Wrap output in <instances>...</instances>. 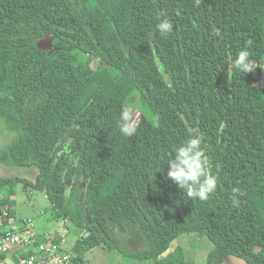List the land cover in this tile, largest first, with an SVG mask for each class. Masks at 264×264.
I'll return each mask as SVG.
<instances>
[{
  "label": "trees",
  "instance_id": "obj_1",
  "mask_svg": "<svg viewBox=\"0 0 264 264\" xmlns=\"http://www.w3.org/2000/svg\"><path fill=\"white\" fill-rule=\"evenodd\" d=\"M160 14L173 22L167 35ZM48 34L49 45L35 43ZM244 47L254 68L230 72ZM263 65L264 0H0V122L15 133L0 160L37 169L34 180L0 176L4 222L21 181L79 230L67 264L98 245L183 264L179 248L160 254L190 232L213 244L206 264H264ZM134 89L141 118L126 136ZM191 129L218 176L206 201L166 178Z\"/></svg>",
  "mask_w": 264,
  "mask_h": 264
},
{
  "label": "rangeland",
  "instance_id": "obj_2",
  "mask_svg": "<svg viewBox=\"0 0 264 264\" xmlns=\"http://www.w3.org/2000/svg\"><path fill=\"white\" fill-rule=\"evenodd\" d=\"M51 35H44L35 39V43L46 47L50 44ZM98 61L96 60L95 63ZM116 71V70H114ZM255 83L264 88V65L260 71L255 73ZM138 90L134 89L128 95L129 118L125 123H137L141 118L140 112L135 108ZM15 137V133L9 130L6 125L0 122V154L6 149ZM37 174L35 166L10 165L0 160V176L22 177L34 180ZM12 204L10 206L11 217L14 223L9 222L6 227L16 228L17 223H31L35 231L40 234L53 235L57 230V245L62 253L74 254L75 241L80 235L70 221L63 222L53 219V211L49 209L50 203L43 191L32 190L23 187L20 181L13 187ZM183 253V264H206L207 253L213 248V244L205 235L195 232L184 233L174 238L166 250L160 256H165L178 249ZM242 258L228 255L221 264H243ZM81 264H153L152 260H136L124 256L118 251L107 250L101 245L86 250L82 255Z\"/></svg>",
  "mask_w": 264,
  "mask_h": 264
},
{
  "label": "clouds",
  "instance_id": "obj_3",
  "mask_svg": "<svg viewBox=\"0 0 264 264\" xmlns=\"http://www.w3.org/2000/svg\"><path fill=\"white\" fill-rule=\"evenodd\" d=\"M202 0H195V5L199 6ZM179 15V13H177ZM163 14L157 17L156 29L161 35H167L173 31V22L164 17ZM227 62L230 72L235 69L240 73H248L254 68V61L247 47L241 48L235 58L228 56ZM129 118V110L122 113V121ZM121 131L126 136H131L135 132L133 123H122ZM168 169L166 178L170 179L180 190H184L190 199L206 201L215 193L218 186V176L212 173L210 168V158L204 147L203 134L196 129H191L188 138L180 144L174 145L170 157L166 163ZM233 205L238 204L237 194L239 188H233Z\"/></svg>",
  "mask_w": 264,
  "mask_h": 264
},
{
  "label": "built area",
  "instance_id": "obj_4",
  "mask_svg": "<svg viewBox=\"0 0 264 264\" xmlns=\"http://www.w3.org/2000/svg\"><path fill=\"white\" fill-rule=\"evenodd\" d=\"M3 196L0 191V198ZM5 209L0 210V264H67L71 258L69 253L59 251L55 237L47 234H38L35 226L20 223L19 227L9 228L4 225ZM44 237L48 242L42 241L33 245L38 237ZM11 257L10 262L6 261Z\"/></svg>",
  "mask_w": 264,
  "mask_h": 264
},
{
  "label": "crops",
  "instance_id": "obj_5",
  "mask_svg": "<svg viewBox=\"0 0 264 264\" xmlns=\"http://www.w3.org/2000/svg\"><path fill=\"white\" fill-rule=\"evenodd\" d=\"M9 222H11V223H14L15 222V220L11 217V215L9 214V216L6 218V222H4V225L6 226ZM17 227H19V225H20V223H17ZM56 232H57V230H55V234H53V235H51V236H53V237H55V239H57V235L58 234H56ZM38 234H40V233H38ZM40 235H42V234H40ZM41 237V236H40ZM48 241L46 240V243H47ZM10 260H11V257H7L6 258V261L7 262H10Z\"/></svg>",
  "mask_w": 264,
  "mask_h": 264
}]
</instances>
